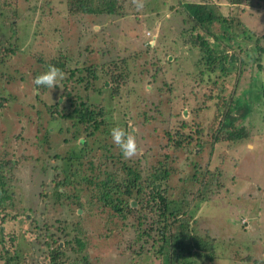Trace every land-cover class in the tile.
<instances>
[{
  "label": "trees",
  "instance_id": "obj_1",
  "mask_svg": "<svg viewBox=\"0 0 264 264\" xmlns=\"http://www.w3.org/2000/svg\"><path fill=\"white\" fill-rule=\"evenodd\" d=\"M17 1L0 0V66L13 57L23 60L32 57L33 64L40 69L31 74V88L36 92L33 98L37 102H40V95L49 89L37 88L33 84L35 76L45 72L50 64L66 74L61 80L59 98L66 100L67 107L63 106L58 111L57 101L50 106L42 104L54 122L55 119L70 122L73 130L70 133L68 128L67 131L74 147L71 154L59 158L65 162H62L64 164L58 172L52 174L49 196L41 197L51 200L53 205L67 204L70 212L74 208L82 212V215H76L77 221L68 230L64 222L56 220L58 228L54 229L52 226V229L59 230L61 235L53 233L51 225H44V241L49 239L50 242L46 245L43 264H91L90 259L95 257L80 237L84 230L81 228L83 215L94 218L93 228L105 231L104 236L99 233L94 236L96 238L108 237L126 227L136 229L135 241L142 238L144 244L149 243L152 254L159 258V264H209L221 259L227 260L226 264H246L248 256L241 255L238 251L228 253L230 246L224 240L212 235L208 228L199 229L203 224L202 220L206 219L204 206L205 209L217 207L215 198L220 195L218 189H222L219 177L214 173L219 169L215 165L210 166L208 158H205L204 164H200V161L206 149L212 152L214 146L224 147L226 151H230L229 159L232 163L229 170L234 173L241 158L239 150L243 146L246 149L247 142L253 145V142L264 141V133L252 132L255 112L262 115L256 109L264 110V65L260 57L263 49L253 47L244 56L239 47L245 40H250V31L235 16L227 20L218 17L207 0L196 4L183 3L176 12L172 8L175 3L167 4V9L164 10L171 12L170 18L172 14L181 15V24L185 27L179 32H172L169 27L161 31L159 27L160 32L153 45L148 43L144 49L145 58L149 56L153 60L150 63L154 71L150 75L151 81L162 79V87L171 103L166 120L160 121L165 127L153 128V131L159 132L162 141L158 143L156 150H144L140 158L125 159L119 147L112 142L110 130L119 126L132 135L134 132L126 124L106 121L104 106L93 105L94 101L90 102L88 99L81 101L69 91L89 78L92 85L101 81L99 88H90L97 96L102 97L107 90L104 88L105 84H108V91L112 96L118 95L119 88L128 82L125 61L118 62L120 65L115 62L107 65L82 62L76 69H70V59L66 55H60L56 60L44 58L37 49L34 50L36 47H32L37 40L35 29L42 16L41 5L35 4L29 8L32 12L40 11L39 19L34 24L35 29L33 28L35 32L29 34L30 30H25V23L17 25V19L23 14ZM228 1L232 7L239 8L243 4L245 9L264 4V0H253L254 4L251 0ZM44 3L48 5L49 0H44L42 6ZM61 4L68 17L114 18L131 14L133 8L140 14H145L146 9H143V3H139L142 7H137V4L129 0H62ZM149 11L155 13L153 17L143 19V23L149 21L154 27V20L162 16H159L158 10ZM26 18L28 16L24 15L18 23L24 22ZM134 22L138 23L137 20ZM217 22L226 25L222 27L221 33L211 31V25ZM1 67L0 112L10 99H15L3 87L14 83V79L6 77ZM243 72L249 73L247 82L244 81L247 87L246 90L239 91ZM82 73L84 77L79 76ZM74 74L76 77L71 79ZM68 84L72 88L67 89ZM83 88L89 91V88ZM157 91H161L160 88ZM259 99H263L260 105L256 104ZM101 101L100 99L99 103ZM66 108H69V112ZM142 118V125L154 120V116L147 117L146 112H142ZM30 124L34 128L37 126L33 121ZM16 136L15 138H19ZM80 136L85 138L79 140ZM42 142L46 143L45 137ZM217 157L221 161L220 166L224 167L227 156L218 151ZM141 158L145 162L142 167L139 166ZM253 159H246L242 168L254 165L257 167ZM95 161L99 167L95 165ZM17 167L15 159L10 158L5 151L0 153V234L9 229L12 226L10 223L17 221L15 219H26L15 210L13 194L10 193ZM41 170V175H45L46 171ZM232 178V186L243 189ZM258 182L251 183L256 192L259 190ZM227 192L228 190L223 191ZM194 211H198L195 217L192 215ZM207 218L212 220L209 216ZM95 230L91 232L96 233ZM16 234L8 233L7 240L2 243L6 252H10L11 248L17 250L11 246L17 239ZM21 235L27 239L35 237L27 230H21ZM45 243L47 244L46 241ZM131 244L134 243L126 247L130 248ZM135 254L138 257L143 255L140 250ZM15 259L18 256L11 255L6 264H11L12 261L15 264Z\"/></svg>",
  "mask_w": 264,
  "mask_h": 264
},
{
  "label": "rangeland",
  "instance_id": "obj_2",
  "mask_svg": "<svg viewBox=\"0 0 264 264\" xmlns=\"http://www.w3.org/2000/svg\"><path fill=\"white\" fill-rule=\"evenodd\" d=\"M129 1L133 2V0ZM202 1L204 0H176L175 2L174 0H138V3L145 5L143 6V9L146 8L145 14H140L133 8V10L131 9L132 13L125 16L91 18L88 16L68 17L64 13L62 0H49V4L45 5L44 3V6H42L44 0L42 2L41 0H18L19 8L23 10L21 11L23 14L17 19V25L25 23V30L29 29V34L36 30L37 40L32 44V47H36L34 50L37 49L44 58L56 60L60 55L69 57L70 69H76L82 62L107 65L110 62L125 61L128 82L119 88L118 95L112 96L108 91V84H105L104 88L107 90L104 91L102 97L97 96L90 88H99L101 81L92 85L89 78L73 88L68 84L67 89L72 88L69 90L71 95L75 98L79 97L81 101L88 99L90 102L94 101L93 105L104 106L106 121L119 125L126 124V127L134 132L137 139L139 152L134 157L140 158L144 150L151 151L158 148V143L162 139L159 138V132L156 133L153 128L165 127L160 121L166 120L170 110L169 104H171L168 101V94L162 87V79L156 80L157 82L151 81L150 75L154 71L150 63L153 60H150L149 56L145 58V45L148 43L150 46L153 45L157 33L160 32L159 27H161V31H165L167 27L172 28V32H179L178 30L185 27L183 23L181 24V15L172 14L170 18L171 12L164 10L167 4L175 3L172 8L176 12L183 3L196 4L203 3ZM207 1L210 2L212 11L218 17L227 20L235 16L236 20L250 31V40H245L239 47L244 52V56L248 55L250 52L248 50L253 47L263 49L260 57L264 65V4L245 9L243 4L239 8L232 7L228 0ZM251 1L253 4L255 3L253 0ZM35 4H40L42 8V16L37 29L34 24L39 19L40 11L32 12L29 9ZM149 9L158 10L159 16H162L154 20V27L149 21L143 23V19L148 16L153 17L155 13L150 12ZM163 13H165L164 16ZM24 15H27L28 18L24 22L18 23ZM134 20H137L138 23L135 24ZM224 26L226 25L222 22L213 23L211 31L221 33ZM22 60L13 57L8 63L0 66L6 77L14 79V83L3 85V87L15 98L14 100L10 99V102L5 104L7 106L0 112V153L5 151L10 158L18 162L10 193L13 194L12 202L15 210L26 218L24 220L15 219L17 221L11 222L12 226L0 234V264H6L7 258L13 254L18 256V259L14 260L15 264H43L42 258L46 255V245L50 242L49 239L45 240L47 244L44 241V225H51V229L52 226L56 229L58 228L57 220L60 223L64 222L68 230L71 224L77 221L76 215L82 213L74 207L70 212L67 204L65 206L53 205L51 200L47 201L41 197L49 196L52 174L58 172L64 164L62 162H65L59 158L72 153L74 142L71 141L70 133L73 128L70 126V122L60 119H55V122L51 120L42 104L50 106L57 101L58 111L63 106L67 107L66 100L63 101L59 98L62 88L61 80L57 81L58 89H49L42 96L40 95V102L35 101L33 95L36 92L31 88V74L40 69L33 64L32 57ZM118 64L120 65V63ZM248 74L243 72V82L241 81L239 91L246 90L247 85L244 84V81L247 82ZM83 75L82 73L79 76ZM75 77L74 74L70 78L74 79ZM83 87L89 88V91H85ZM157 88H160L161 91H157ZM100 99L102 101L99 103ZM262 102L263 99H259L256 104L260 105ZM256 110H260L262 115L255 112L252 132L264 133V110ZM66 111L69 112V108H66ZM142 112H146L147 117L154 116V120L146 125L140 124L143 120ZM32 121L37 124L36 128L34 125L31 126L30 122ZM45 131H47L46 135ZM15 136L19 138H15ZM44 137L46 143L42 142ZM83 138L85 137L83 136ZM83 138L80 136L79 140ZM246 144V149L243 146V149L239 150L241 158L238 160L239 166L234 173L229 170L232 163L229 159L230 151H226L224 147L215 146L212 152H209L208 149L205 150L200 164H204L205 158H208L210 166L215 165L219 169L214 173L218 175L222 189H218L220 195L215 198L218 202L217 207L211 206L209 209H205L204 206L203 213L206 219L202 220L203 224L199 226V229L208 228L212 235L219 240H224L230 246L228 253L229 251H238L241 255L248 256L249 261L246 264L253 262L264 264V141L253 142V145L249 142ZM218 151L227 156L224 167L220 166L221 161L217 157ZM248 158H254L257 167L254 165L242 168ZM144 163L141 158L139 166L142 167ZM107 164H109L108 161ZM95 165L98 166L96 161ZM41 169L46 171L45 175H41ZM232 177H234V181L243 186V189L239 186H232ZM254 181H259L258 192L251 186ZM227 190V193H223ZM197 214L198 211H194L192 215L195 217ZM207 216L212 220H209ZM94 222V218L82 216L81 228L84 230L80 237L86 243L89 252H92L95 257V259H90L91 264H159V258L152 254L149 243L144 244L142 238L140 241H135L136 229L126 227L118 233L103 237L106 234L105 231H100L101 229L98 227L93 228ZM94 229H96V233L91 232ZM21 230L30 231L35 237L27 239L21 235ZM51 231L60 234L59 230L52 229ZM17 232L18 234H16ZM8 233L17 235V239L11 243V246L16 247L17 250L11 248L10 252H6L2 247V243L7 240ZM99 233L103 236L94 237ZM130 243L134 244L127 248L126 246ZM139 250L143 255L138 257L135 253ZM14 251L16 252L13 253ZM222 261L221 259L209 264H222ZM226 261H223V264H226Z\"/></svg>",
  "mask_w": 264,
  "mask_h": 264
},
{
  "label": "clouds",
  "instance_id": "obj_3",
  "mask_svg": "<svg viewBox=\"0 0 264 264\" xmlns=\"http://www.w3.org/2000/svg\"><path fill=\"white\" fill-rule=\"evenodd\" d=\"M137 7H142L138 0H133ZM65 73L55 65H49L47 70L33 79V84L39 87H46L48 89L55 88L58 80H63ZM110 135L114 145L119 147L123 158L131 159L139 152L136 136L132 135L129 131L122 127H113L110 130Z\"/></svg>",
  "mask_w": 264,
  "mask_h": 264
},
{
  "label": "water",
  "instance_id": "obj_4",
  "mask_svg": "<svg viewBox=\"0 0 264 264\" xmlns=\"http://www.w3.org/2000/svg\"><path fill=\"white\" fill-rule=\"evenodd\" d=\"M132 206H134V203H132Z\"/></svg>",
  "mask_w": 264,
  "mask_h": 264
}]
</instances>
